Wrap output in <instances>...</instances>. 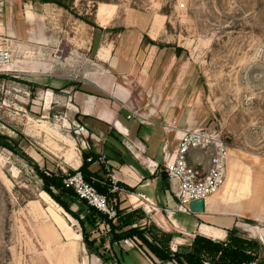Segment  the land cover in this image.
<instances>
[{"label":"rangeland","instance_id":"rangeland-1","mask_svg":"<svg viewBox=\"0 0 264 264\" xmlns=\"http://www.w3.org/2000/svg\"><path fill=\"white\" fill-rule=\"evenodd\" d=\"M63 1L68 9L44 0H0V48L11 53L0 75V132L15 139L20 153L46 174L76 170L81 155L89 154L84 139L90 134L74 122V91L102 93L75 80L90 65L106 75L113 69L110 61L139 55L148 36L158 44L142 58L151 61L149 83L140 80L142 72L133 81L112 73L139 103L152 91V104L167 111L166 128L216 129L230 148L226 185L238 183L230 202L263 206L264 0ZM45 63L56 68L44 74ZM60 65L68 74L83 70L64 87L51 86L48 79L58 76ZM55 192L86 219L87 207L76 196ZM240 220L241 248L251 251V258H241L248 264L260 252L256 241L261 240L250 232L254 220ZM98 231L111 239L100 225ZM197 236L172 251L187 252ZM100 245L101 258L88 253L80 221L43 190L32 164L0 146V264L122 263L116 245ZM135 248L157 257L148 245ZM134 253L124 264H140Z\"/></svg>","mask_w":264,"mask_h":264},{"label":"crops","instance_id":"crops-1","mask_svg":"<svg viewBox=\"0 0 264 264\" xmlns=\"http://www.w3.org/2000/svg\"><path fill=\"white\" fill-rule=\"evenodd\" d=\"M28 19L32 20L30 12H28ZM141 46L139 55L136 52V55L128 60H121L118 57L110 61L109 64L113 69H109L106 75H99L96 65L94 67L90 65L84 77L75 80L74 78H77L83 69L74 68L73 74H68L66 66L60 65L58 76H50L51 78L48 79L51 86L58 84L59 87H64L73 79L83 84H91L102 93L98 95L96 92H83L84 90L81 89L74 91L76 100L75 109H73L76 112L74 122L84 127L85 132L90 134L89 138L84 139L88 141L89 154L98 156L94 161L93 156L88 158L90 162L88 169L94 175L93 179L99 183H104L105 179L112 181L113 177L116 179L119 189L113 191L112 184L111 193H116L117 196L108 197L115 209L119 207L122 211L118 219L111 218L119 228L117 231L125 233L138 227L145 230L150 241L157 243L161 241L163 234L171 235L170 246L173 250H177L181 245L190 244L198 234L211 240L225 241L228 230L234 226L240 227V219L248 216L256 222V226L250 229L251 234L259 237L264 244V205L254 206L253 204V207L248 208L242 203L232 204L230 199L236 196L238 183L227 184L223 192L220 191L221 193L208 198L204 213L176 211L177 200L163 169L165 164L163 156L166 152L173 156L181 133L176 134V131L166 128V125L162 123V117L167 111L157 109L152 104V91L149 95L147 94L144 102L139 103L137 99H134L129 88L120 81V76L112 73L117 71L123 76L121 79L127 78L133 81L138 79L139 72H142L140 80L149 83L151 61L148 65L149 62L145 64L142 58L148 47L152 50L156 45L148 44L143 48ZM94 64L97 63L94 62ZM42 68H44V74H49L56 66L45 63ZM131 110H137L140 115L128 118ZM167 141L169 147L165 150ZM158 142L162 143L161 146ZM103 155L105 161L100 160ZM83 161L84 158L81 155L76 169L81 167ZM242 191L245 195L248 191L247 184L242 187ZM107 225H109L108 230L104 229ZM100 227L106 232L111 229L110 224L105 221L100 224ZM125 239H131L134 242L137 240L136 236ZM125 239L114 243L119 248L117 254L121 256L122 264L132 252H136L134 256L138 257L140 264H175L173 261H160L157 257L152 259L141 250L125 244ZM107 243L110 244L109 238Z\"/></svg>","mask_w":264,"mask_h":264},{"label":"built area","instance_id":"built-area-1","mask_svg":"<svg viewBox=\"0 0 264 264\" xmlns=\"http://www.w3.org/2000/svg\"><path fill=\"white\" fill-rule=\"evenodd\" d=\"M11 53L0 48V75L9 65ZM137 110H131L128 118L139 116ZM84 129V127H80ZM171 129L181 133L173 156L165 153V172L170 182L172 193L175 195L176 211L194 213L190 208L193 201L205 200L217 195L227 183L230 148L221 134L214 128L200 127L193 129ZM169 142L165 143V150ZM100 160L105 161L103 155ZM65 186L75 191L80 200H85L97 210L106 213L110 218L118 219V213L111 204L108 195L100 193L98 189L86 180L81 170L76 169L73 174L67 173ZM112 190H118L115 177L112 179ZM109 229V225L105 226ZM125 244L136 247L131 239H125Z\"/></svg>","mask_w":264,"mask_h":264},{"label":"trees","instance_id":"trees-1","mask_svg":"<svg viewBox=\"0 0 264 264\" xmlns=\"http://www.w3.org/2000/svg\"><path fill=\"white\" fill-rule=\"evenodd\" d=\"M45 2H55L56 4L63 6L65 8H69L63 0H44ZM148 43L158 45L156 41L150 39L146 36L143 40L142 47L147 45ZM0 146L11 150L14 153L21 154V156L28 161L30 164L37 169L38 174L43 182V190L46 191L58 204H60L66 211H68L72 216H74L77 220L80 221L81 228H82V236L83 241L85 243L86 249L88 253L92 255H97L100 258L102 257L101 252L99 251V244L100 246H104L107 242V238L101 237L100 231H98L99 225L102 222H107L110 224V232H111V239L110 244H114L116 241L121 239H125L127 237H134L136 236L137 240L134 242L137 246L148 245L151 251L159 258L161 261H173L176 264H245V260L241 257H248L247 252L244 248H241L242 244V229L238 226H234L228 230L227 239L225 241H215L209 238H204L203 236H197L194 243L192 244V248L189 249L187 252H180L175 251L173 252L170 246V241L172 239L171 235L163 234L161 241L159 243L155 241H150L146 234L145 230L141 228H132L129 231L119 235V228L113 222V219L109 217L108 214L103 213L93 206L89 205L85 200H80L75 193V191L71 188H67L64 183V179L67 175H56V174H46L45 172L41 171L34 161V159L29 156L25 151L20 153V148L17 146L15 139L11 136L3 134L0 132ZM92 157V160L96 159L98 156L96 154L90 153L84 155V161L81 167L78 170H81L84 174L87 181L91 182L100 193L106 194L108 196H117L116 193H111V185L112 181L110 179H105L104 183H99L93 179V174L89 171L88 166L90 162L88 158ZM75 170L70 171L73 174ZM58 190L59 193H69L70 195L76 196V198L83 203L87 207V215L86 219H81L80 216L75 213V211L70 207V205L62 199V197L55 192ZM118 215H121L122 211L119 207H116ZM87 224V225H86ZM92 226L95 231H89L87 226ZM97 235V236H96ZM99 235V236H98ZM237 245H235V243ZM258 245H260V252L257 253L252 261H249L248 264L254 263L256 260L258 262L256 264H264V244L260 241H256ZM99 243V244H98ZM262 244V245H261ZM254 254V253H253ZM249 258H251L249 256ZM118 264H122L118 261Z\"/></svg>","mask_w":264,"mask_h":264},{"label":"water","instance_id":"water-1","mask_svg":"<svg viewBox=\"0 0 264 264\" xmlns=\"http://www.w3.org/2000/svg\"><path fill=\"white\" fill-rule=\"evenodd\" d=\"M190 208L194 213H204L206 212V202L203 199L193 201L190 204Z\"/></svg>","mask_w":264,"mask_h":264},{"label":"bare ground","instance_id":"bare-ground-1","mask_svg":"<svg viewBox=\"0 0 264 264\" xmlns=\"http://www.w3.org/2000/svg\"><path fill=\"white\" fill-rule=\"evenodd\" d=\"M44 195H46L45 193H44ZM46 196H48V195H46ZM49 197V196H48Z\"/></svg>","mask_w":264,"mask_h":264}]
</instances>
